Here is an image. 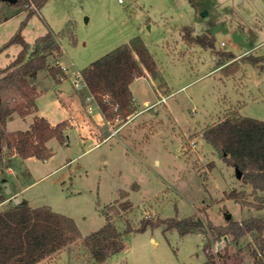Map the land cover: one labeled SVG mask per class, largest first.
<instances>
[{"label":"rangeland","instance_id":"rangeland-1","mask_svg":"<svg viewBox=\"0 0 264 264\" xmlns=\"http://www.w3.org/2000/svg\"><path fill=\"white\" fill-rule=\"evenodd\" d=\"M29 4L0 0V69L22 50L9 43L18 33L31 46L51 33L62 54H48L49 66L63 69L65 77L56 76L69 80L64 85L70 83L87 111L96 104L78 76L91 62L141 36L158 68L155 76L146 71L132 82L138 114L114 121L117 131L124 126L99 146L79 155L89 142H79L77 125L66 143L48 141L53 154L47 159L4 150L0 186L7 179L14 192L27 187L18 197L10 193L0 209L14 198L50 206L72 217L83 237L102 229L107 214L121 231L143 220L195 215L203 227L185 235L165 231V224L124 235V247L104 264H208V254L209 264H254L253 234L235 242L219 230L230 221L264 219V191L244 182L204 131L227 116L264 121V0H47L40 9L35 5L37 13ZM46 79L54 80L48 69L34 81L39 95L50 88ZM47 92L40 105L54 96ZM32 122L16 114L7 130H26ZM127 199L132 209L121 210ZM89 255L79 240L38 264H98Z\"/></svg>","mask_w":264,"mask_h":264},{"label":"trees","instance_id":"trees-1","mask_svg":"<svg viewBox=\"0 0 264 264\" xmlns=\"http://www.w3.org/2000/svg\"><path fill=\"white\" fill-rule=\"evenodd\" d=\"M46 2L32 0L38 9ZM27 7L36 12L31 4ZM195 39L203 41L200 35ZM15 42L22 44V50L7 67L0 69V155L4 150H11L22 159H47L53 154L48 141L56 138L62 144L67 142V121L53 125L46 117L35 116L28 129L18 131H8L7 124L13 115L26 117L36 112L39 92L34 81L41 71L48 69L56 81L62 80L56 76L59 73L65 77L62 68L49 66L48 62V54L55 50L62 54V49L51 33L38 37L33 46L20 33L9 41ZM211 44L212 41L208 43ZM157 68V62L141 36H134L129 43L91 62L81 73L105 118L113 123L116 120L126 121L135 113L137 108L130 85L146 71L155 76ZM204 137L228 165L241 172L244 182L251 184L254 191H264V121L227 116L208 127ZM1 186L4 191L0 194V204L10 197L5 187ZM120 206L121 210H130L133 204L127 199ZM163 224L165 231L176 228L181 235L203 227L202 221L193 215L155 222L143 220L138 228L128 224L121 231L111 215L107 214V223L102 229L83 237L72 217L58 213L47 205L32 207L24 202H15L0 209V264H38L79 240H83L88 249L89 260L104 264L124 247V235ZM219 233L222 238L231 233L235 242L253 234L256 241V247L251 251L254 264H264L263 218L251 216L241 222L230 221L228 228L219 230ZM208 259V264L214 263L212 254H208Z\"/></svg>","mask_w":264,"mask_h":264},{"label":"crops","instance_id":"crops-1","mask_svg":"<svg viewBox=\"0 0 264 264\" xmlns=\"http://www.w3.org/2000/svg\"><path fill=\"white\" fill-rule=\"evenodd\" d=\"M35 11H36L35 13L38 12L37 10ZM63 51L65 52L66 55H68L65 49H63ZM67 57L69 58L70 61H72L75 64V62L70 56H67ZM40 74L41 72L39 73V76ZM39 76H38V80H39ZM48 80H49L48 85L50 88L40 93V95L37 98L36 112L34 114L27 115L26 118L31 117V122H32L35 115L43 116V117H46L53 125L61 121H70L71 126L66 128L67 135L69 133L68 132L69 129L76 128V126L78 125L80 128H82L81 135L80 137H78L80 140L79 142L81 144L89 142V145L79 155H81L82 153H85L86 151L94 147L99 146L101 142L108 140L110 136L117 135L120 129L124 126V125L119 126L118 131L117 129H114L112 123L109 122L105 118L104 114L101 112V110L99 109L97 105H95L96 107L94 108L90 104L87 105V111L89 110V108H91V112L88 111L90 113H87L86 107L85 109L83 106L79 107L82 103V102L80 103V99L78 98L79 96H77L75 92L71 91L70 83H69V86L68 85L66 86V84L64 85V83L68 79H62L61 81H56L54 78V80L46 79L45 81H48ZM130 88H131V85H130ZM47 91L54 92L53 93L54 96L51 99H49L50 101H47L44 103L45 106H43V104L40 105L38 103V100L44 98L48 94ZM137 114H138V111L136 110L135 113L131 117H129L130 120ZM130 120H127V121L129 122ZM7 127H8V124H7ZM68 139H69V135H68ZM75 158L76 156L74 158L69 159L68 162H70L71 160H74ZM8 172L9 174H13V170L11 168H9ZM5 183H8V181ZM5 183H3V185H5ZM10 185H11V182H9V187ZM26 187H21L19 190H16L14 192L13 187L11 186L10 187L11 193H13L14 197H18V195L21 192H23L26 189ZM6 190H7V186H6ZM7 195H10V194L7 193ZM14 200L16 202L15 198ZM19 202H24V201L19 200ZM6 203L7 201H4L0 204V206Z\"/></svg>","mask_w":264,"mask_h":264},{"label":"built area","instance_id":"built-area-1","mask_svg":"<svg viewBox=\"0 0 264 264\" xmlns=\"http://www.w3.org/2000/svg\"><path fill=\"white\" fill-rule=\"evenodd\" d=\"M32 5V8H34L35 10H36V7H35V5L34 4H31ZM78 74H80L79 72H77ZM78 81H79V83H81V84H83L84 86H86L87 87V83L85 82V80H84V77L82 76V75H79L78 76ZM77 81V80H76ZM78 85V84H77ZM92 95V94H91ZM89 99H93L94 101L93 102H95V104L99 107V105L97 104V102H96V100H95V98H94V96H90V97H88Z\"/></svg>","mask_w":264,"mask_h":264},{"label":"water","instance_id":"water-1","mask_svg":"<svg viewBox=\"0 0 264 264\" xmlns=\"http://www.w3.org/2000/svg\"><path fill=\"white\" fill-rule=\"evenodd\" d=\"M12 2H15V0H11ZM237 175L240 176L241 175V172L239 170H237ZM5 185L7 186V190H6V193L10 194L11 193V189L9 187V183H5ZM16 199V203L19 201L18 198H15ZM227 219H230L231 216L229 214H227L226 216ZM227 238V237H226Z\"/></svg>","mask_w":264,"mask_h":264}]
</instances>
